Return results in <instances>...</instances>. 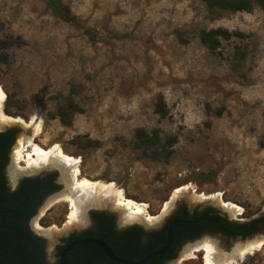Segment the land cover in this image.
<instances>
[{"label": "rangeland", "instance_id": "1", "mask_svg": "<svg viewBox=\"0 0 264 264\" xmlns=\"http://www.w3.org/2000/svg\"><path fill=\"white\" fill-rule=\"evenodd\" d=\"M56 1L71 21L56 14L50 0H0V87L6 92L1 111L12 117L3 121L0 115V128L15 127L19 140L33 138L45 148L59 143L81 159L79 178L114 181L156 217L179 201L231 213L202 193H221L240 205L241 213L231 214L244 221L264 214L263 9L255 5L213 18L203 0ZM217 27L245 36L223 39L210 50L200 31ZM9 94L19 102L18 115L6 112ZM56 96H69L83 108L72 125L51 117L62 99ZM160 96L164 117L156 109ZM32 118L37 122L30 125ZM142 127L157 129L164 141L176 137L169 158L144 157L135 147ZM13 164L12 180L19 174ZM70 183L46 200L32 222L41 218L43 228L64 234ZM110 201L103 208L118 211ZM116 216L123 218L120 212ZM45 235L54 262L61 241ZM214 243L229 254L238 244ZM186 258L182 264H203L198 257ZM236 263L264 264V246Z\"/></svg>", "mask_w": 264, "mask_h": 264}, {"label": "flooded vegetation", "instance_id": "2", "mask_svg": "<svg viewBox=\"0 0 264 264\" xmlns=\"http://www.w3.org/2000/svg\"><path fill=\"white\" fill-rule=\"evenodd\" d=\"M18 138L19 134L15 127L0 128V164L5 160L1 166L5 185L10 192L17 195L18 207H24L20 217L26 219L25 227L11 226V228L19 233L29 234L39 243L38 255L40 257L35 259L38 264H60L62 249L70 241L84 237L101 238L116 255L139 261L165 247L170 240V230H172L173 237L167 251L164 254L149 258L144 264H182L184 258L191 252H195L193 257H198L205 264V249L203 248L207 242L214 245L216 242L228 247L235 243L239 233H243L244 236L251 235L264 226V214L244 221L242 218L233 216L229 211H219L213 205L191 207L186 202L181 201L155 220L145 217L142 220L126 221L116 216L113 208L92 206L83 221L65 229L60 238L61 242L55 246L56 259L51 262L47 256L46 242L48 237L45 235L46 231L38 229L36 221L32 222V218L46 200L54 198L60 193L66 182L59 176L62 171L57 166H50L53 170L27 171L38 172L36 176L21 175L23 173L21 172L18 175L13 174L14 180L10 179L9 166L11 162H14L13 165L16 163V153L20 141ZM39 220L41 221V218ZM39 220L37 221L40 223ZM245 243H238L236 246ZM180 256H183L181 260L179 259ZM186 259H190V257ZM220 260L223 262V255ZM32 264L37 263L33 261ZM68 264L122 263L113 261L99 245L90 243L72 249Z\"/></svg>", "mask_w": 264, "mask_h": 264}, {"label": "trees", "instance_id": "3", "mask_svg": "<svg viewBox=\"0 0 264 264\" xmlns=\"http://www.w3.org/2000/svg\"><path fill=\"white\" fill-rule=\"evenodd\" d=\"M208 11L213 18H218L224 13L251 11L255 5H259L264 13V0H203ZM50 6L54 12L61 15L65 20L71 21L73 18L56 0H50ZM79 23V22H77ZM91 39L95 40L96 36L90 28H86ZM200 40L210 50H216L223 39L228 40L233 37L243 38L245 34L239 30L232 31L226 27H217L211 29H202L200 31ZM6 59V54L3 56ZM59 101L55 110L51 111L52 118H59L63 124L72 125L77 113L83 111V108L71 97L56 96ZM15 109H20L19 102L13 99L12 95H8L6 112L10 115H18ZM157 111L164 117L167 115V109L162 96L156 104ZM176 142V137H169L164 141L157 129L151 132L145 128H138L135 134L134 145L142 151L144 157L153 159L169 158L173 153V146ZM97 141L89 140L90 146H96ZM260 145L264 148V139L260 141ZM0 164V253L3 264H32L39 258V243H37L29 234L19 233L11 226L19 228L25 227L26 219L20 217L24 207H18L19 201L16 199V194L8 190L3 178L2 165ZM14 209V211H11ZM19 255H17V254Z\"/></svg>", "mask_w": 264, "mask_h": 264}, {"label": "bare ground", "instance_id": "4", "mask_svg": "<svg viewBox=\"0 0 264 264\" xmlns=\"http://www.w3.org/2000/svg\"><path fill=\"white\" fill-rule=\"evenodd\" d=\"M0 115L3 121H10L12 117L1 111L3 102L6 98L5 90L0 87ZM36 120L32 118L30 125H33ZM37 122V121H36ZM35 122V123H36ZM41 123L37 124V131L41 130ZM22 139V138H21ZM16 153L15 171H36L43 167L57 166L62 171V179L66 183H70L71 191L66 193L64 198L70 202V213L66 228L70 225L78 224L83 221L86 214L84 213L88 207L91 206H107L110 200L115 202L117 209L124 220H142L145 217L151 220L158 219L159 217L153 216L148 212L147 204L138 202L125 194L124 189L117 186L112 182H103L100 180H92L86 176L79 178L81 174L80 162L81 159L66 152L62 145L59 143L51 145L50 147H43L42 145L33 141V138H25L20 140ZM23 162L26 164L24 168L19 166ZM74 168V170H72ZM40 169V170H41ZM18 175V174H16ZM187 187L177 190L173 196V200L177 195H180L181 191H185ZM83 193V194H82ZM178 197V196H177ZM200 197H215L219 199L224 205L231 211V213H241L242 207L238 204L227 202L221 198V193H213L211 195L203 194ZM172 200V201H173ZM170 204H167L164 212L170 208ZM36 227L40 230L55 233V230H48L42 227V225L36 221ZM250 242H243L237 246L232 253H222L214 244L207 242L204 244L205 249V264H238L237 259L243 260L246 254L254 253L264 246V236L256 237L248 240ZM195 252H191L189 257H193ZM223 255V262H220Z\"/></svg>", "mask_w": 264, "mask_h": 264}, {"label": "water", "instance_id": "5", "mask_svg": "<svg viewBox=\"0 0 264 264\" xmlns=\"http://www.w3.org/2000/svg\"><path fill=\"white\" fill-rule=\"evenodd\" d=\"M89 210H90V207H88L85 210L84 213L86 215H88L89 214ZM11 211H14V209H11ZM1 212L2 211H0V213ZM114 212H115L116 215L119 214V212L116 211V210H114ZM50 235H51V238L53 240L60 241L61 235H63V233H58V235H56V233H52ZM261 236H264V226L260 230H258L257 232L252 233L251 235L244 236L243 233H239L237 235L235 243H243V242H246L248 240L254 239L256 237H261ZM172 237H173V233H172V230H170V240H169L168 244L165 247H163L162 249H159V250L151 253L149 256H147V257H145V258H143V259H141L139 261H134V260H131V259H125V258H122V257L116 255L113 252V250L110 248V246L101 238H87V237L77 238V239H74V240L70 241L62 249V251L60 253V264H68L69 254L72 251V249H74L75 247H77L79 245L90 244V243H95V244L99 245L102 248V250L106 253V255L110 259H112L113 261H116V262H119V263H122V264H144V262L147 261L149 258L154 257L156 255L164 254L167 251V249L170 247V245H171ZM0 256H1V253H0ZM240 261H242V260L239 259V262ZM0 264H3L2 261H1V257H0Z\"/></svg>", "mask_w": 264, "mask_h": 264}, {"label": "snow or ice", "instance_id": "6", "mask_svg": "<svg viewBox=\"0 0 264 264\" xmlns=\"http://www.w3.org/2000/svg\"><path fill=\"white\" fill-rule=\"evenodd\" d=\"M0 96H2V94H0Z\"/></svg>", "mask_w": 264, "mask_h": 264}]
</instances>
